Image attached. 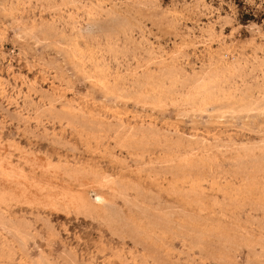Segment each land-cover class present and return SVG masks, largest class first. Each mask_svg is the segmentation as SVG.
I'll return each instance as SVG.
<instances>
[{
  "label": "rangeland",
  "instance_id": "obj_1",
  "mask_svg": "<svg viewBox=\"0 0 264 264\" xmlns=\"http://www.w3.org/2000/svg\"><path fill=\"white\" fill-rule=\"evenodd\" d=\"M0 164V264H264V0H0Z\"/></svg>",
  "mask_w": 264,
  "mask_h": 264
},
{
  "label": "trees",
  "instance_id": "obj_2",
  "mask_svg": "<svg viewBox=\"0 0 264 264\" xmlns=\"http://www.w3.org/2000/svg\"><path fill=\"white\" fill-rule=\"evenodd\" d=\"M250 19H254V16L252 14H248L247 12L242 10L240 11V20L243 23L248 22Z\"/></svg>",
  "mask_w": 264,
  "mask_h": 264
},
{
  "label": "bare ground",
  "instance_id": "obj_3",
  "mask_svg": "<svg viewBox=\"0 0 264 264\" xmlns=\"http://www.w3.org/2000/svg\"><path fill=\"white\" fill-rule=\"evenodd\" d=\"M87 25V24H86ZM89 26V25H88ZM84 27V26H83ZM86 27V26H85ZM92 27V26H91ZM89 28V27H88ZM90 30H92V29H90ZM94 30V29H93ZM88 33V32H87ZM134 137V136H133ZM133 143V142H132ZM181 146V145H180ZM175 147V146H174ZM183 147V146H182ZM0 165H2V164H0ZM4 166V165H3ZM2 166V167H3ZM8 170V169H7ZM9 173V172H8ZM12 175V174H11ZM19 175V174H18ZM12 176H14V175H12ZM67 184V183H66ZM0 196H2V195H0ZM2 200V198L0 199V201ZM83 202V201H82ZM80 203H81V201H80ZM82 204V203H81ZM86 204V203H85ZM83 206V205H82ZM90 206L91 205H89V208H90ZM85 207V206H84ZM83 208V207H82ZM102 218H104V217H102ZM107 221V220H106ZM112 223V222H111ZM112 226V225H111Z\"/></svg>",
  "mask_w": 264,
  "mask_h": 264
}]
</instances>
